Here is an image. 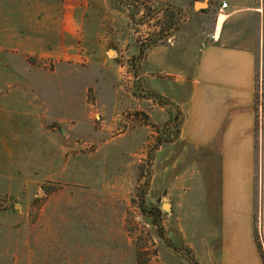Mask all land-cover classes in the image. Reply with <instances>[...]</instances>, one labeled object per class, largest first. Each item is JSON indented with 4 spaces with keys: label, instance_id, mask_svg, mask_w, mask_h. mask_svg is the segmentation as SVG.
<instances>
[{
    "label": "crops",
    "instance_id": "0c3cea01",
    "mask_svg": "<svg viewBox=\"0 0 264 264\" xmlns=\"http://www.w3.org/2000/svg\"><path fill=\"white\" fill-rule=\"evenodd\" d=\"M221 1L229 6L222 10L221 3L217 9L211 34L215 41L193 49V60L185 58V51L169 57L161 51L164 47L157 46L143 61L140 78L145 90L166 96L181 111L180 135L171 145L193 148L195 162L218 163L217 209L223 232L218 264H263L256 236L264 250V113L257 136L256 93L259 70L264 91V0L255 11L261 19L258 47H244L237 41L233 23L241 18L239 0ZM91 4L88 0H0V195L22 193L26 184L43 185L73 176L75 158L85 155L75 153L82 142L72 138L75 131L83 132L82 120L76 118L81 114L75 116L74 111L73 81L74 67L81 60L95 62L103 70L97 88L92 86L97 80L85 86V99L92 87L97 106L99 100L118 99L117 91L112 95L113 87L107 85L118 63L117 50L110 58L111 49L105 46L86 50L75 43L81 39L79 23L92 11ZM158 75L176 78L162 88L154 85ZM86 120L95 127L89 111ZM17 207L22 212L33 206L15 205L11 210L5 205L0 213L11 215ZM85 207L74 206L78 216L90 211ZM40 211L43 214L35 223L22 215L19 220L18 214H14L18 220L8 221L22 228L14 236H0V264H132L128 253L117 252L121 233L117 221L99 216L85 219L82 225L93 230L92 235L66 238L59 235V226L68 227L72 219L57 213L73 210L47 204ZM81 243H92L93 250L75 251L73 244Z\"/></svg>",
    "mask_w": 264,
    "mask_h": 264
},
{
    "label": "rangeland",
    "instance_id": "374dc122",
    "mask_svg": "<svg viewBox=\"0 0 264 264\" xmlns=\"http://www.w3.org/2000/svg\"><path fill=\"white\" fill-rule=\"evenodd\" d=\"M88 1L91 4L93 0ZM204 1L94 0L92 11L79 23L81 39L77 38L75 43L82 44L81 48L86 50L105 46L106 50L111 49L110 58L114 56V49L117 50L118 63L111 77H107V85L113 87L112 95L117 91L118 99L99 100L97 106L93 87L97 88L102 82L103 70L87 60H81L79 66L74 67V111L75 116L81 114L76 118L83 121L80 122L83 132L75 131L72 138L82 142L75 153L85 152V155L75 158V172L69 180L37 186L26 184L22 186V193L0 195V209L5 205L11 210L15 205L33 206L22 212L17 207L18 212L11 215L0 213V236H14L22 228V225L18 227V222L8 223L19 219L14 214L35 223L43 214L42 206L67 205L73 211L57 213L72 219L68 227L59 226L61 237L92 235L93 230L89 231L82 224L85 219L99 216L120 223L117 252L121 249L128 253L132 264H191L181 247L190 248L199 264H218L223 239L221 213L217 209L218 163L195 162L193 148L178 149L171 145L173 142L156 146L165 133L173 134L179 124L181 127L182 114L166 96L145 90L144 79L140 78L145 59L138 68L134 66V57L139 55L142 44L156 38L160 39L157 46L164 47L161 51L165 55L174 58L185 51L187 60L195 58L193 49L196 51L199 45L215 41L211 34L222 1L207 0L205 10H196V2ZM239 2L241 18L234 21L236 27L232 28L237 33V41L244 47H258L261 19L255 11L261 7L262 0ZM177 10L182 11L179 20ZM176 21L177 29L173 30ZM260 76L259 70L257 136L263 128L264 113ZM174 78L158 75L154 85L168 87ZM96 80L98 83L92 85L86 100L85 86L95 84ZM146 93L157 94L172 106L148 99ZM148 100L158 107L149 106ZM88 111L90 119L96 123L94 128L86 120ZM165 203L170 204V211L165 210ZM74 206H86L82 209L90 211H82L78 216ZM156 223H160V227ZM73 246L75 251L81 250L79 247L93 250L92 243Z\"/></svg>",
    "mask_w": 264,
    "mask_h": 264
},
{
    "label": "trees",
    "instance_id": "16d2710c",
    "mask_svg": "<svg viewBox=\"0 0 264 264\" xmlns=\"http://www.w3.org/2000/svg\"><path fill=\"white\" fill-rule=\"evenodd\" d=\"M203 12H205V11H203ZM176 13H177V20H179L181 18L180 15H181L182 11L177 10ZM177 23H178V21H176L173 30L177 29V26H176ZM162 36H165V35H162ZM159 42H160V39L156 38V39H153L152 41H150L148 44H145V43L142 44V46L140 47L139 55L137 57H134L135 69L138 68L140 63L145 59L146 53L150 49L156 47ZM135 75H137L136 70H135ZM145 96L148 99H153L155 101H158L161 105L172 106L168 100L164 99L163 97H161L157 94L146 93ZM179 135H180V124H179V127H177V129H175V132L173 134L171 132H167V133H165V135H163V137L159 138L156 146L159 147L165 143L175 142L178 139ZM156 226L160 227V223H156ZM256 243H257V246L259 248L261 258H262V261L264 264V250H263V246H262L261 242L259 241L258 236H256ZM180 250L185 251L187 253V258L191 264H199L197 262L196 258L194 257L193 252L190 248L181 247Z\"/></svg>",
    "mask_w": 264,
    "mask_h": 264
},
{
    "label": "water",
    "instance_id": "95a60500",
    "mask_svg": "<svg viewBox=\"0 0 264 264\" xmlns=\"http://www.w3.org/2000/svg\"><path fill=\"white\" fill-rule=\"evenodd\" d=\"M200 5V7L199 8H197V5ZM208 7V1L207 0H205L203 3H200V2H196V4H195V9L196 10H205L206 8ZM164 201L165 202H167V198H164ZM165 207V210L166 211H170L171 210V206H170V204H168V203H165V205H164ZM167 206V207H166Z\"/></svg>",
    "mask_w": 264,
    "mask_h": 264
},
{
    "label": "built area",
    "instance_id": "2783aa9c",
    "mask_svg": "<svg viewBox=\"0 0 264 264\" xmlns=\"http://www.w3.org/2000/svg\"><path fill=\"white\" fill-rule=\"evenodd\" d=\"M228 6H229V4L227 2H223L222 5H221V9L225 10V9L228 8Z\"/></svg>",
    "mask_w": 264,
    "mask_h": 264
},
{
    "label": "bare ground",
    "instance_id": "6f19581e",
    "mask_svg": "<svg viewBox=\"0 0 264 264\" xmlns=\"http://www.w3.org/2000/svg\"><path fill=\"white\" fill-rule=\"evenodd\" d=\"M199 7H200V5L198 4V5H197V8H199ZM220 28H221V27H220V23H219V30H220ZM166 207H167V206H166Z\"/></svg>",
    "mask_w": 264,
    "mask_h": 264
}]
</instances>
